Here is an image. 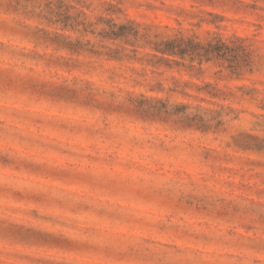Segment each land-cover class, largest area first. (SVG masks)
<instances>
[{
  "label": "rangeland",
  "instance_id": "1",
  "mask_svg": "<svg viewBox=\"0 0 264 264\" xmlns=\"http://www.w3.org/2000/svg\"><path fill=\"white\" fill-rule=\"evenodd\" d=\"M259 6L257 0L253 9ZM202 10L206 17L171 0H16L5 14L27 23L9 30L13 44L0 42V48L19 49L22 61H43L37 47L64 52L55 59L49 53V66L86 70L100 83L118 81L141 103L187 114L185 123L161 135L197 150L178 147L162 154V173H182L227 196L259 197L264 195V120L259 118L264 112V24L235 10L230 0H206ZM181 38L217 44L221 57L201 64L188 57L170 58L180 65L161 60L156 46ZM69 54L84 59L72 61ZM9 104L29 105L36 116L31 127L0 128V248L9 250L0 264H107L109 257L66 243L64 224L54 222L64 212L55 193L71 197L91 190L84 176L107 164L73 151L78 145L65 136L70 131L65 121L88 114L75 113L66 101L62 111L23 94H14ZM97 194L109 199L102 190ZM137 208L156 211L159 205L141 200ZM200 211L196 207L194 214ZM114 230L141 232L129 224ZM174 240L189 249L209 244L206 238Z\"/></svg>",
  "mask_w": 264,
  "mask_h": 264
},
{
  "label": "clouds",
  "instance_id": "2",
  "mask_svg": "<svg viewBox=\"0 0 264 264\" xmlns=\"http://www.w3.org/2000/svg\"><path fill=\"white\" fill-rule=\"evenodd\" d=\"M15 2L0 0V42L4 45L13 44L9 30L27 23L22 16L5 14ZM171 2L198 17L207 15L202 10L206 0ZM256 3L230 0L235 10L264 24V0L253 9ZM19 51L0 48V128L34 123L32 107L9 104L14 94L47 100L62 111L66 101L75 113L88 114L65 121L70 124L66 138L78 145L73 151L107 161L84 176L91 190L71 197L55 193L64 212L54 222L64 224L61 233L66 243L109 257L107 264H264V195L227 196L182 173H162V154L178 147L197 150L178 146L167 133L161 135L162 130L185 123L187 114L172 106L160 110L141 103L135 98L137 93H129L118 81L100 83L91 73L84 74L86 70L77 73L49 66V53L55 59L65 56L64 52L37 47L35 52L44 56L43 61H22L17 59ZM41 64L45 67L36 71ZM259 118L264 120V112ZM97 190L109 199L101 200ZM141 200L154 202L159 209L141 211L137 208ZM196 207L201 209L198 214H194ZM69 212L75 216L69 217ZM118 224L139 226L141 232L115 231ZM186 237L206 238L209 244L195 249L175 245L174 238ZM8 254V249L0 248V258Z\"/></svg>",
  "mask_w": 264,
  "mask_h": 264
},
{
  "label": "trees",
  "instance_id": "3",
  "mask_svg": "<svg viewBox=\"0 0 264 264\" xmlns=\"http://www.w3.org/2000/svg\"><path fill=\"white\" fill-rule=\"evenodd\" d=\"M156 51L161 54L160 59L166 62H175L180 65V62L173 61L170 58H190L191 61L197 60L200 64L204 61L208 62L214 58L221 57V50L217 44L208 43L203 45L195 43L191 40L183 38L177 40H167L156 46Z\"/></svg>",
  "mask_w": 264,
  "mask_h": 264
}]
</instances>
